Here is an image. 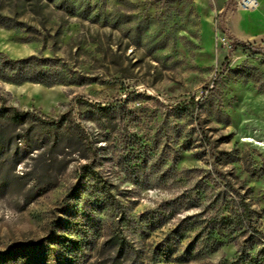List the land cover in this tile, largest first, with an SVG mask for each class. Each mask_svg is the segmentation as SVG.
I'll use <instances>...</instances> for the list:
<instances>
[{
  "label": "rangeland",
  "instance_id": "rangeland-1",
  "mask_svg": "<svg viewBox=\"0 0 264 264\" xmlns=\"http://www.w3.org/2000/svg\"><path fill=\"white\" fill-rule=\"evenodd\" d=\"M233 32L263 51L231 47ZM32 54L52 56L65 81L0 76L7 112L30 111L36 123L68 114L92 146L32 138L29 155L13 160L14 139L24 141L32 121L3 128L0 249L50 232L77 237L74 222L93 212L100 222L85 264L130 263L115 233L139 264L263 256L264 0L254 10L236 0H0V61ZM87 102L123 105L98 123ZM85 164L116 194L113 206L96 209L100 188Z\"/></svg>",
  "mask_w": 264,
  "mask_h": 264
},
{
  "label": "trees",
  "instance_id": "trees-1",
  "mask_svg": "<svg viewBox=\"0 0 264 264\" xmlns=\"http://www.w3.org/2000/svg\"><path fill=\"white\" fill-rule=\"evenodd\" d=\"M232 43L231 47L237 45H244L245 47L252 48L256 51H263L262 49L255 48L249 42L242 40L235 34H231ZM54 58L52 56L40 57L37 55H29L19 59L4 58L0 61V76L7 77L16 82L23 81H42L49 84L64 82L63 69L57 66L54 68ZM1 102V100H0ZM90 106L88 118H94V113L101 115L97 118L98 123H106L111 121L115 116L116 111L122 107L123 104L116 105H101L92 102H87ZM177 116L182 115L183 111L187 109V105H181L174 108ZM8 108L4 107V103L0 105V156L6 154L3 147V128L7 124H18L24 122L26 119L32 121L31 126L28 128V133L22 141L20 134L15 137L10 157L16 159L17 157H25L32 151L30 141L32 138L40 141V145L51 143L57 145L62 138H75L79 141L85 142L87 147L92 146L90 138L87 135L80 122L74 118L63 114L60 118L46 119L39 122L32 120L30 111H23L17 108H12V111L7 112ZM110 115V116H107ZM84 172L86 176L95 179V183L99 185L100 192L95 197L96 209L101 210L108 206H113L117 202L116 194L112 193L110 189L105 188L102 179L98 178V172L94 167L89 164L84 165ZM101 185H100V184ZM241 214L243 218L250 215V209L246 202H241ZM84 212V210H83ZM86 222L77 223L76 233L77 237H71L58 232H50L43 238L37 241L18 242L11 245L7 249H0V264H85L88 258L87 249L92 247V240L89 236L93 231L95 225L100 222V216L93 212L85 213ZM229 216L223 215L222 222H226ZM89 224V225H88ZM59 227H68L67 221L60 220L57 224ZM67 229V228H65ZM92 230V231H91ZM258 236L264 237L262 230H257ZM209 235L215 237V230L212 228ZM111 241L119 244L120 247L125 248L130 254L131 261L129 264H139V256L137 251L129 243L125 235L115 233L111 237ZM264 244V243H263ZM263 256H252L251 252L239 251L238 255L227 264H264V245L262 247Z\"/></svg>",
  "mask_w": 264,
  "mask_h": 264
},
{
  "label": "built area",
  "instance_id": "built-area-1",
  "mask_svg": "<svg viewBox=\"0 0 264 264\" xmlns=\"http://www.w3.org/2000/svg\"><path fill=\"white\" fill-rule=\"evenodd\" d=\"M236 1H237L238 6L243 8V9L254 10V9L258 8L260 5V0H236ZM219 36H220L221 42H223V43L229 42V38H227L226 35H219Z\"/></svg>",
  "mask_w": 264,
  "mask_h": 264
},
{
  "label": "crops",
  "instance_id": "crops-1",
  "mask_svg": "<svg viewBox=\"0 0 264 264\" xmlns=\"http://www.w3.org/2000/svg\"><path fill=\"white\" fill-rule=\"evenodd\" d=\"M242 18H243V15L241 14V15L237 18V20L240 19V21H241ZM240 21H239V22L237 21V23H236V25H237V30L240 31V32H244V33H245V30H244L243 26L241 25V22H240ZM233 33H234V32H233ZM234 34L238 36V34H236V33H234Z\"/></svg>",
  "mask_w": 264,
  "mask_h": 264
}]
</instances>
